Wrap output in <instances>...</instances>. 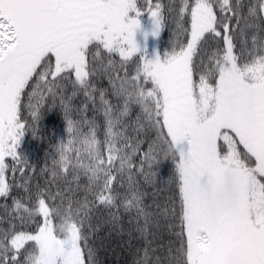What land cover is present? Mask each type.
<instances>
[{
  "label": "snow or ice",
  "instance_id": "1",
  "mask_svg": "<svg viewBox=\"0 0 264 264\" xmlns=\"http://www.w3.org/2000/svg\"><path fill=\"white\" fill-rule=\"evenodd\" d=\"M146 3L158 36L163 5ZM141 14L138 0H0V197L11 195L18 171L23 181V195L13 197L15 215L5 206L9 227L0 228V264H97L82 231L87 198L73 211L70 198L63 206L64 193L39 184L33 191L25 176L18 150L28 128L22 100L27 94L39 105L45 92L59 99L68 132L46 170L48 183L69 166L73 182L85 176V193L108 210L100 224L126 232L129 243L142 241L134 264H264V0H183L177 28L184 42L165 61L141 58L135 75H120L112 59L104 62L102 50L122 61L135 58ZM49 19L58 22L56 30L45 29ZM101 76L108 89L93 84ZM68 84L71 97L64 95ZM78 93L86 103L75 119L71 98ZM89 104L103 116V139L101 125L86 115ZM152 130L156 140L142 151L140 135ZM158 142L165 159L176 162V190L149 204L136 176L151 182V169L161 161ZM114 172L127 178L126 191L113 187ZM12 220L35 225V231L17 230ZM175 221L180 231L174 248L163 241ZM159 250L164 255H156Z\"/></svg>",
  "mask_w": 264,
  "mask_h": 264
},
{
  "label": "trees",
  "instance_id": "2",
  "mask_svg": "<svg viewBox=\"0 0 264 264\" xmlns=\"http://www.w3.org/2000/svg\"><path fill=\"white\" fill-rule=\"evenodd\" d=\"M151 4L162 3L164 13V28L160 31L158 36H154L153 32V19L148 13L149 5L146 0H138L140 9L142 11L140 19V27L136 30L135 39L140 47V51L136 53L135 58L129 61H122L118 56H109L102 50V58L105 63L108 59H112L120 75H124L125 72L131 77L135 75V70L139 61L142 62L141 58L148 60H155L157 57L163 62L173 51V46L184 42L185 36L180 33L177 28L178 24V10L182 6L183 0H150ZM192 0H189L191 4ZM254 2V0H245V5ZM152 10H155L153 7ZM247 11V8L244 10ZM188 18L185 17V27H187ZM252 31L248 32L249 44L251 47V35ZM237 49H239V42L237 41ZM123 65V67H121ZM93 84L97 88L108 89L109 83L106 76L99 78H93ZM34 86V82H33ZM150 87V85H146ZM32 89L29 88L27 91L30 92ZM73 88L70 84L67 85L64 95L71 97ZM47 99L37 105V101L34 98L31 102L28 100L27 94L22 100L21 116L24 121L27 122L28 128L21 139L20 148L22 152L25 167V176L31 177V186L33 191L35 185L39 184L42 188L48 187L53 193L60 191L64 193L63 206L67 207L69 198L72 202L73 211H75L80 204L85 200V197L89 203V216L85 219L82 231L83 234L88 237L87 244L95 250V259L97 264H134L137 250L143 247L142 241L137 238H131V243L128 241L130 237L125 232L119 234L115 232L112 227L108 224H100L103 217L108 215V210L95 204V199L91 194H86L84 189L88 185V180L82 174L80 175L78 182H73V172L71 166L67 174L60 176L54 183H48L51 180L50 170L53 167V160L58 159L57 146L63 140L67 141V121L64 117L62 109L58 106L59 99L53 101L51 96L45 92ZM111 99V97H109ZM72 106L76 109L72 113L75 119H80V114L83 111L82 106L86 103L85 97L82 93H78L75 97H72ZM116 101L113 100V103ZM31 103L32 107L29 106ZM57 105L53 107V105ZM139 111L138 108H133V116ZM33 112L37 113L33 116ZM86 115L88 118H95L101 125V131L99 138L103 139V116L99 113H95L91 104L87 109ZM157 132L155 130L148 131L147 133H141L140 138L144 141L142 151L147 149V145L156 140ZM186 146V144H185ZM157 156L161 161L157 162L151 169L153 172L151 182L147 183L143 176H136V180L140 188L148 194L146 203L151 204L153 199L159 200L161 203L169 197L175 195L176 185L173 183V178L178 176L176 162L172 159H165V151L162 145L157 147ZM139 158L134 159V164H139ZM11 166L12 162L9 161ZM20 167V165H17ZM117 180L114 181L113 187L120 192H124L127 189V178L121 177L119 174ZM11 180V173H9ZM123 181V183H121ZM23 184L21 180V174L18 171L15 174V187L11 195L8 198L0 197V218H4L5 222L0 223V228H8L9 222L6 216L5 206L7 205V214L15 215L12 213L13 197L19 198L23 195V188L19 187ZM71 188V192H67L66 189ZM57 205L60 204V200L57 199L55 202ZM112 211H118L114 208ZM122 213V208L119 209ZM83 216V212L80 214ZM125 228L127 227V215H123ZM41 222V217H36V223ZM57 222L54 220V223ZM11 223L17 225V230L35 231V225H25L21 227L19 222L12 220ZM175 228L165 233L164 244L171 242L172 246L179 247V236L180 231L179 222L175 221ZM95 228L96 231L92 229ZM31 243L26 244L25 248L28 251L32 249ZM156 248V245H153ZM24 250H22L23 252ZM156 255H164L163 250L156 252Z\"/></svg>",
  "mask_w": 264,
  "mask_h": 264
},
{
  "label": "clouds",
  "instance_id": "3",
  "mask_svg": "<svg viewBox=\"0 0 264 264\" xmlns=\"http://www.w3.org/2000/svg\"><path fill=\"white\" fill-rule=\"evenodd\" d=\"M44 27L47 31H54L59 27V25L55 19H49L44 22ZM65 230H66V226H65Z\"/></svg>",
  "mask_w": 264,
  "mask_h": 264
}]
</instances>
